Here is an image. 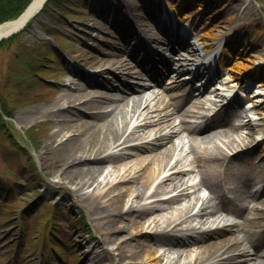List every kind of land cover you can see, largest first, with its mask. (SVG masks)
Segmentation results:
<instances>
[{
  "label": "bare ground",
  "instance_id": "bare-ground-1",
  "mask_svg": "<svg viewBox=\"0 0 264 264\" xmlns=\"http://www.w3.org/2000/svg\"><path fill=\"white\" fill-rule=\"evenodd\" d=\"M140 1L141 6L134 0L107 1L110 8L112 7L109 8L111 12L108 15L114 26L112 35L117 37L134 28L135 35H140L138 50H134L138 54L149 51V44L162 48L170 46L174 54L168 58L161 57L157 64L162 66L147 61L151 60V55L144 58L147 61L145 68H151L146 76L155 84L163 86L165 79L172 74L180 77V71L194 59L197 51L188 48L186 42L182 46L178 43L180 38L177 37L179 34L175 29L180 27L176 25L174 28L170 18L166 17L162 23L167 25L166 31L169 34H163L156 27V23L152 27V18H156L164 9L161 2L159 3L160 0ZM44 2L45 0H33L20 17L0 25V36L18 30L32 21ZM186 2L191 4L192 0L178 2L180 10L186 8ZM168 3L173 11L178 9L175 2ZM234 9L241 11L242 31L246 27L253 29L252 39L242 37L238 29L232 30L230 26L236 23L230 19L225 20L224 26L218 23L200 33L210 39V48L215 43L216 31H224L220 26L233 32L225 34L226 43L230 47L231 56L237 57L252 42L264 39H260L263 36L256 31L259 23L250 17L252 8L249 5L243 8L241 3H237ZM194 24L195 21H192L191 25ZM117 42L112 39L106 41L104 46L96 44L89 48L79 47L76 56L84 67L96 70L85 71V68L70 67V81L53 107L44 110L35 107L21 114L23 120L33 119L38 114H50L54 129L47 138L46 147L44 145V157L49 161L53 159L61 179L68 178L74 184L71 187L72 193L80 195L79 203L88 205L92 215L106 229V239L117 242L115 249L118 250V262L129 257L137 263L149 260L151 264H179L181 255L187 252L186 247L195 243L198 254L191 261L193 264H264V186L257 193L259 203L249 209L240 202L239 195L244 193L232 190L235 196L228 197V187L217 175L220 166L228 168V165H232V158L218 143V139L227 135L222 128L229 120L219 117L217 111L212 112L211 109L216 100L210 95L214 93L220 96L221 93L218 86L211 85L218 74L208 78L198 88H195V82H191L187 92L183 82L175 79V88L178 91L174 94L180 97L181 102L171 107L173 102L168 94L155 92L143 75L140 74L138 78L133 76V64L126 57L128 50L116 49ZM183 48L186 49V57L177 61L175 55H185ZM229 69L234 68L229 66ZM169 72L172 74H168ZM263 72L264 66H257L243 72V76L256 80ZM115 80L118 82L117 86L113 85ZM195 93L198 95L193 99ZM185 103L190 104L183 106ZM236 109L235 113L241 122L238 125L230 122V125L240 130L246 124L249 134L253 135L255 127L244 121L245 114L242 109ZM228 112L226 110L225 114ZM189 115L199 120L191 121ZM136 116L142 118L143 124L137 130H129ZM128 141L135 142L128 144ZM225 142L228 147H234L237 140L234 138ZM253 148L254 146H247L238 149L233 156L238 157ZM186 150L189 151L188 154L181 156ZM189 156V163L194 164L190 168H179L169 174L165 173L184 164ZM261 157L264 158V154ZM106 162L112 164L109 171V164ZM194 172L200 178L198 182L188 186L187 181ZM102 176L104 177L101 178ZM258 176L264 177V169H260ZM238 179L247 184L251 177L247 174ZM201 187L210 191L207 198L196 193ZM169 189L173 191L169 194L171 196L162 200L155 198ZM193 194L198 195L194 200L189 197ZM183 197H189L188 205H180L181 208L176 202ZM201 198L202 205L196 213L200 217V223L210 221L209 217H205L206 214L216 213L221 209L236 213L244 220L206 230H197L193 226L183 227V217L188 215L187 218L193 219L195 215L188 208L192 210ZM165 209H170V216L168 211H163ZM185 209L188 210L184 211ZM151 227L153 230L149 229ZM127 228L130 237L116 234ZM134 237L135 242L130 241ZM162 245L167 247L169 253L175 254L171 261L165 260V254H157L158 246ZM94 253L90 259L100 261L101 254Z\"/></svg>",
  "mask_w": 264,
  "mask_h": 264
},
{
  "label": "rangeland",
  "instance_id": "rangeland-1",
  "mask_svg": "<svg viewBox=\"0 0 264 264\" xmlns=\"http://www.w3.org/2000/svg\"><path fill=\"white\" fill-rule=\"evenodd\" d=\"M107 1L62 0L58 3V9L64 12L50 5L47 7L48 12L40 11L25 30L15 33L11 39L0 42V264H151L149 260L137 263L135 259L129 257L118 262L116 258L118 250L115 249L117 242L106 239V229L95 219L88 205L79 203L80 195L72 193L71 187L74 184L68 178L61 179L53 159L49 161L46 156L44 157V145L46 147L47 138L54 129L50 114L41 116L38 114L30 120H23L21 117L24 111L31 108L44 110L54 106L58 96L64 92L65 85L70 81L68 66L75 64L79 66L78 68H85L80 58L76 56L79 47L89 48L96 44L104 46L106 41L118 39L112 35L114 26L108 16L112 7L110 8ZM134 1L141 6L140 0ZM237 3H241L243 8L248 5L250 9L252 8L250 17L259 23L256 31L263 36L260 39H264V0H192L191 4L187 2V14L189 20L201 22L204 30L218 23L224 26L225 20L230 19L236 23L230 28L238 29L242 37L247 36L250 40L253 38L251 36L253 29L246 27V30L242 31L241 11L234 9ZM98 27L100 29H97ZM220 29L225 30L221 26ZM49 32H54V36L48 34ZM119 45H121L119 41L115 43V47ZM247 47L245 52L233 59L231 65L234 69L224 70L220 74L219 80L223 81L224 87L235 85L243 72L250 71L264 62V40L252 42ZM163 49L167 51L166 46ZM178 57L175 55V59ZM89 69L85 68V71H90ZM183 74L185 71L181 77ZM171 81L172 79H169V83ZM245 81H248L246 77L241 82L247 86ZM257 81L264 83V74ZM117 83L115 80L113 85L117 86ZM254 86L253 84V88ZM259 87L260 89H256L255 86L252 91L264 92V84ZM160 92L167 95L164 89ZM168 96L175 101L172 93ZM249 98L248 96L245 100ZM258 100L256 103L259 105L253 107V111L260 112L255 124H259L258 121L261 124L254 126L257 133L260 130L264 132V93ZM3 105L10 110L12 117L6 115ZM142 122V118L136 116L129 130L141 128L139 125L143 124ZM229 127L226 128L227 135L218 139L224 152L228 153L234 148L228 147L225 142L228 139L235 138L237 140L235 147L238 148L245 144L251 145L254 136L247 133L246 129L235 130ZM133 142L135 141L127 143ZM188 152L186 150L181 156ZM257 153L258 149L245 152L237 159L233 158L234 163H238L235 174H242L246 166L248 171L251 163L248 158L250 154L255 156ZM186 160L187 163L190 162L189 157ZM250 160L252 164H259V158ZM110 165L112 164L108 165L107 171L111 168ZM182 165L179 166L183 167ZM175 169L165 173L169 174ZM194 176H196L194 181H198V176ZM225 177L230 181L234 179L233 174ZM192 182V179L188 181ZM172 192L169 189L155 198L162 200L171 196L169 194ZM198 194L206 198L208 191L198 189ZM190 196L194 200L198 195ZM189 197L181 198L176 204L179 207L188 205ZM201 205L202 198L192 210L188 209L191 214H195ZM163 211H168L167 214L170 216V209ZM187 217L188 215L183 217L185 228L196 226V229L202 230L210 226H200L199 217L196 215L193 219ZM232 217L237 216L228 214L227 219H233ZM149 229L153 230L152 227ZM116 234L129 236L128 228ZM135 240L136 237L130 239L133 242ZM190 244L186 247L187 252L181 255L179 264H193L191 261L198 254V247L195 243ZM93 253H100L101 260H91L90 256ZM157 254H165V260L168 261L175 256L163 245L158 246Z\"/></svg>",
  "mask_w": 264,
  "mask_h": 264
},
{
  "label": "trees",
  "instance_id": "trees-1",
  "mask_svg": "<svg viewBox=\"0 0 264 264\" xmlns=\"http://www.w3.org/2000/svg\"><path fill=\"white\" fill-rule=\"evenodd\" d=\"M30 0H0V22L16 17L28 4ZM53 5L55 3L53 2ZM3 109L6 110L9 116L13 114L3 105Z\"/></svg>",
  "mask_w": 264,
  "mask_h": 264
},
{
  "label": "water",
  "instance_id": "water-1",
  "mask_svg": "<svg viewBox=\"0 0 264 264\" xmlns=\"http://www.w3.org/2000/svg\"><path fill=\"white\" fill-rule=\"evenodd\" d=\"M6 36H7V35H1V36H0V39L4 38V37H6Z\"/></svg>",
  "mask_w": 264,
  "mask_h": 264
}]
</instances>
